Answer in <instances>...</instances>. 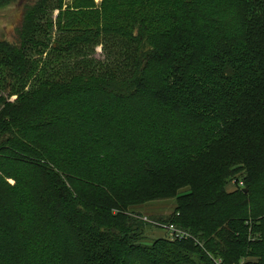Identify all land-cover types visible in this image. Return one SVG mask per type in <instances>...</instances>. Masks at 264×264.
Here are the masks:
<instances>
[{
  "label": "trees",
  "instance_id": "1",
  "mask_svg": "<svg viewBox=\"0 0 264 264\" xmlns=\"http://www.w3.org/2000/svg\"><path fill=\"white\" fill-rule=\"evenodd\" d=\"M13 5L0 264H264V0Z\"/></svg>",
  "mask_w": 264,
  "mask_h": 264
},
{
  "label": "rangeland",
  "instance_id": "2",
  "mask_svg": "<svg viewBox=\"0 0 264 264\" xmlns=\"http://www.w3.org/2000/svg\"><path fill=\"white\" fill-rule=\"evenodd\" d=\"M94 1L97 4L101 2V0ZM20 12V9L14 5L0 10V36L6 35V37H9V34L12 32V28L20 20ZM96 53L97 55L95 57L97 59H101L102 54L100 48H97ZM240 175L241 173H238L236 176L239 177ZM234 178L236 177L227 180V192H233L236 189ZM174 207L175 203L173 200H164L155 201L150 204L135 208L136 213L142 214L143 221L147 227L145 235L148 239H159L165 236V233L160 228L162 225H160L159 222L161 219L168 217L173 212Z\"/></svg>",
  "mask_w": 264,
  "mask_h": 264
},
{
  "label": "built area",
  "instance_id": "3",
  "mask_svg": "<svg viewBox=\"0 0 264 264\" xmlns=\"http://www.w3.org/2000/svg\"><path fill=\"white\" fill-rule=\"evenodd\" d=\"M168 229H169L170 237L173 240H175V239H186V238H188V235L187 234H185L182 231H179V230L175 229L173 226H170ZM217 264H221V262L220 261H217Z\"/></svg>",
  "mask_w": 264,
  "mask_h": 264
}]
</instances>
